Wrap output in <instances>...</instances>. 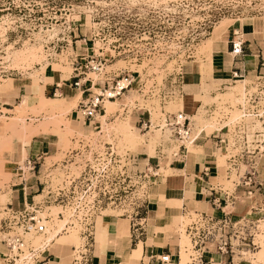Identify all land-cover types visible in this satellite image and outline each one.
Listing matches in <instances>:
<instances>
[{
    "label": "rangeland",
    "instance_id": "1",
    "mask_svg": "<svg viewBox=\"0 0 264 264\" xmlns=\"http://www.w3.org/2000/svg\"><path fill=\"white\" fill-rule=\"evenodd\" d=\"M239 22H254L256 30L264 33V0H0V102L6 94V80L12 74H26L39 87L45 82L41 75L49 65L62 80L79 75L94 84H104L120 74L112 85L96 91L93 97L115 88L117 83L125 88L120 97L105 100L107 116L101 118L98 114L101 124L98 129L89 119L85 126L82 113L81 124L69 123L66 115L77 107V102L63 105L61 100L38 113L34 111L35 118L28 120V124L26 100V107L21 103L12 114L13 119L0 118L2 240L9 232L5 224L10 217L3 192L4 165L18 142L27 144L25 132L29 123L35 124L37 115L42 122L56 127L54 133L62 142L59 153L36 169L44 185L27 208L37 212L39 225L46 229L43 234L32 232L25 236L27 256L30 249L44 250L54 243L67 246L53 247L59 250L61 264H72V248L82 247L86 221L93 225L94 235L100 237L102 221L141 215L159 189L153 174L171 181L170 172L154 171L147 166L146 159L154 158L162 143L169 142L178 151L181 145L190 148L196 138L194 132L189 140L181 141L168 126L181 114L180 92L184 81L198 82L202 78L205 86L211 80L212 67L207 64L211 62L212 50H206L208 41L221 37L220 42L225 41L229 29ZM77 29L83 30L93 49L85 60L70 45ZM125 74L141 75L139 89L110 108L107 101H117L132 87V78H125ZM251 82L249 79L239 83L209 101L217 106L213 115L207 117L202 111L194 118L197 130L209 128L212 132L225 127L231 132L229 144L222 152L224 165L231 156L259 151L256 133L262 131L264 117L259 120L245 112L249 108L246 86ZM262 96L258 102L263 115L264 93ZM126 107L129 114L123 110ZM135 110L146 115L149 127L145 130L133 123L130 116ZM117 113L120 117L110 118ZM130 133L140 139H130ZM260 149L264 152V147ZM248 171L242 164L241 175ZM237 176V171H233L227 186L232 188L239 181ZM254 212L257 213L240 218L235 226L223 227L222 231L219 227V232L224 239L229 238L227 249L231 242L237 243L238 249L246 247L251 251L248 256L253 264H264V210ZM208 217L212 219L192 213L191 218L176 220L175 226H181L183 233L181 264H191L190 257L195 256L186 228L192 223L204 225L203 220ZM213 222L215 225L218 221Z\"/></svg>",
    "mask_w": 264,
    "mask_h": 264
},
{
    "label": "crops",
    "instance_id": "2",
    "mask_svg": "<svg viewBox=\"0 0 264 264\" xmlns=\"http://www.w3.org/2000/svg\"><path fill=\"white\" fill-rule=\"evenodd\" d=\"M225 38L222 42H220L222 37L213 41L211 62L208 61L207 64L212 67L211 80H208L205 86L202 78L198 82L184 81L181 87L180 113L190 121L191 134L196 133L190 148L181 145L180 149L175 151L173 144L162 143L156 148L155 157L146 159L147 166L152 167L154 171L160 172L163 169L170 172L171 181H165V177L154 173L159 182V189L155 193L154 201L147 202L141 215L136 213L128 219L109 218L104 222L106 232L100 239L95 236L91 254L93 264H162L163 256H170L173 264H178L179 257L182 262L183 233L181 226H175L177 219L188 216L191 218L194 213L199 218L210 216L219 224L227 219L229 222L227 227H231L238 223L240 218L251 213L256 214L255 210H264V152L260 149L264 147V120L261 121L262 131L256 133L258 138L256 146H259L257 148L259 151L231 156L225 165L222 161V152L229 144L231 132L225 127L212 132L209 128L203 130L195 128L194 118L202 111L207 117L213 115L217 106L209 101L215 100L218 94L222 95L227 89L250 79L253 82L246 86L248 92L253 90L264 92V33L256 30L254 22H239L237 27L229 29ZM238 38L244 43L241 56L233 53V43ZM89 41L83 30L79 29L72 37L70 45L73 51L77 52L76 55L81 56V60L87 59L93 50ZM53 71L51 65L46 68L41 75L45 82L39 87H35L26 74H12V77L6 80V94L0 102V118L13 119L12 114L26 100L29 108L26 120L28 124V120L35 118L32 113L34 111L38 113L41 109L43 101L67 98V105L77 102V107H72L67 113V121L71 124H81L82 104L96 95V91H103L107 85L113 84L116 77H120L118 74L112 81L94 84L89 78H80L79 75L62 80ZM128 77L132 78V87L117 101L110 102L115 104L123 101L124 96L139 89L141 75L125 76ZM208 88L209 92L205 90ZM76 92H81L80 96ZM123 110L125 114H129L127 107ZM106 116L105 108L99 117ZM114 117H120V113L110 116L111 119ZM130 117L140 129L145 130L149 127L144 113L135 110ZM37 118L34 125L29 123L30 126L25 132L27 144L18 142L15 149L7 155L4 165L6 184L3 192L8 199L9 211H22L31 201H35L44 185L36 169L60 151L62 141L54 133L56 127L42 122L40 115H37ZM89 121L96 129L100 128L98 117ZM87 123L88 120L85 119V126ZM245 143L247 145L248 142ZM23 160H26L25 167ZM242 164L249 168L243 175ZM233 171H237L239 181L234 182L231 188L227 184L231 182ZM193 225L194 223L186 228L187 237ZM2 229L3 225L0 224V264L1 262L5 264L8 248L1 237ZM57 245L53 243L47 246L39 254L36 264H61L59 250L53 249ZM238 246L237 243L231 242L230 247L221 252L218 245H209L203 250L204 261L206 264H253L248 256L252 254L251 251L246 250V247L238 249ZM139 249L141 257L133 258V252H138Z\"/></svg>",
    "mask_w": 264,
    "mask_h": 264
},
{
    "label": "built area",
    "instance_id": "3",
    "mask_svg": "<svg viewBox=\"0 0 264 264\" xmlns=\"http://www.w3.org/2000/svg\"><path fill=\"white\" fill-rule=\"evenodd\" d=\"M243 42L240 38L233 43V53L236 56H241L243 54ZM100 67H98L99 69ZM125 91L124 87H120V83H117L115 88L106 90L104 94L93 97L90 101L83 104L81 113L87 120L95 119L98 114L104 111V102L106 99L112 100L118 98ZM264 92L257 90V92H248L246 97V103L249 108L245 109L246 114L250 116H255L259 120H263L264 114H260L259 110V100L262 99V94ZM172 132H174L179 140H189L191 137L190 121L180 114L174 118V121L168 124ZM31 208H25L22 211H9L10 217L6 220L5 227L9 232L4 240L8 248V254L5 256V264H36L38 261L39 254L42 253V249H30L29 256L26 255L24 251L25 248V236L36 232L39 234L45 233L46 227L41 224V220L37 217V212L30 210ZM214 220L206 219L203 220V224H195L189 229V237L191 240V245L195 256H191V264H206L203 258L204 251L209 245H218L221 252L227 250L228 246V236L224 239L223 235H220L223 227H227L229 222L224 220L223 223L217 222V224L212 225ZM208 225V227H207ZM85 230L82 232L83 245L79 249H73V261L72 264H93V259L91 257L93 246L95 244V235L93 225L86 221ZM220 227V232H219ZM230 227V226H229ZM232 227V226H231ZM24 257V258H23ZM162 264H173L172 258L170 256H163L161 258ZM181 259L179 257L178 264H181Z\"/></svg>",
    "mask_w": 264,
    "mask_h": 264
},
{
    "label": "bare ground",
    "instance_id": "4",
    "mask_svg": "<svg viewBox=\"0 0 264 264\" xmlns=\"http://www.w3.org/2000/svg\"><path fill=\"white\" fill-rule=\"evenodd\" d=\"M225 22H226V20H225ZM221 25H222V23H221ZM216 36H218L219 35V31H217L216 33ZM212 44H213V40L212 41H208V45H207V49L206 50H209V51H211L212 50ZM204 48H205V46H204ZM205 50V49H204ZM203 50V51H204ZM62 84V83H61ZM77 94H79L78 96H80V94H81V92L80 93H78V92H76ZM229 95H232L233 96V94H229ZM226 96V95H225ZM61 97V96H60ZM230 98H232V97H230ZM52 102H55V100H49V101H43V103H42V105H41V111L42 110H44L43 108H48L47 106H51V103ZM63 105L64 104H67V98H63L61 101H60ZM25 103V102H24ZM61 104V105H62ZM116 105V103L114 104V103H112V102H110V101H107V106L108 107H113V106H115ZM22 106H23V104H22ZM24 106L26 107V103L24 104ZM49 106V107H50ZM181 106H182V104H181ZM177 107V106H176ZM178 107H180V104L178 105ZM40 108V107H39ZM174 108H175V106H174ZM131 134V133H130ZM132 135V134H131ZM129 136L130 137V139H132V140H136L137 138H139L140 139V137H136L135 135H132V136ZM132 137V138H131ZM142 140V139H141ZM140 140V141H141ZM136 141H138V140H136ZM135 141V142H136ZM133 146L135 147V145L133 144ZM23 151H25V150H23ZM26 154V153H25ZM5 198V197H4ZM56 209V208H55ZM104 232H106V225H105V223H104V221H102L101 222V226H100V237L102 236V234L104 233ZM100 237H99V239H100ZM140 251V252H139ZM133 258H140L141 257V249H139L138 250V252L137 251H135V252H133ZM129 258H130V256H128L127 257V260H129Z\"/></svg>",
    "mask_w": 264,
    "mask_h": 264
}]
</instances>
